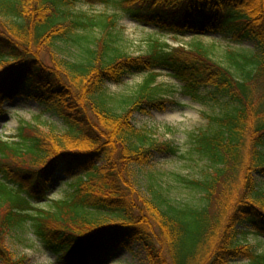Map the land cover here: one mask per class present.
Masks as SVG:
<instances>
[{
    "label": "trees",
    "instance_id": "trees-1",
    "mask_svg": "<svg viewBox=\"0 0 264 264\" xmlns=\"http://www.w3.org/2000/svg\"><path fill=\"white\" fill-rule=\"evenodd\" d=\"M82 1L177 38L220 35L256 51L220 56L200 41L178 49L152 41L149 53L131 57L110 42L117 15L73 13ZM95 29L101 37L93 41ZM68 43L87 58L58 59L55 51ZM162 71L196 102L220 96L233 105L207 117L210 129L194 136L208 166L187 182L200 192L197 206L149 196L135 175L153 152L177 153L132 124L135 110L167 102L155 97ZM137 74L147 77L118 112L104 86ZM20 98L47 105L63 131L23 123L17 141L0 139V264H26L7 239L27 224L63 264H98L133 245L148 264H264L243 241L264 238V191L255 180L264 175V0H0V116ZM61 176L71 179V193L49 199Z\"/></svg>",
    "mask_w": 264,
    "mask_h": 264
},
{
    "label": "rangeland",
    "instance_id": "rangeland-1",
    "mask_svg": "<svg viewBox=\"0 0 264 264\" xmlns=\"http://www.w3.org/2000/svg\"><path fill=\"white\" fill-rule=\"evenodd\" d=\"M73 13L92 15H117V27L112 31L110 42L121 53L131 57H138L150 52L152 41L165 43L172 49L189 47L192 42L200 41L205 47H215L216 53L222 55L228 49L240 52H255V44L249 41L235 43L230 38L220 35L206 34L193 38L174 37L156 28L142 25L128 15L118 12L110 5H92L84 1L76 4ZM86 35L78 32V35ZM89 36L93 41L101 37L100 29H95ZM61 51L57 50L56 57L68 61H83L87 54L80 45L75 43L61 44ZM93 50L95 44H89ZM146 74L128 77L120 84L107 83L105 93L112 98V104L118 112L127 109V104L138 94L140 86L146 79ZM155 97L167 102L161 107L145 106L132 114V124L137 129L149 131L151 138L159 143H168L177 149L175 155L153 152L149 165L136 168L139 187L147 195L154 191L160 192L173 203L197 206L201 203L200 192L188 185V181L200 180L207 172L206 162L195 152L194 136L209 130L207 117L222 115L231 110L233 105L220 96L208 99L206 102H196L188 97L183 90V84L176 80L168 71H162L155 85ZM213 89H203V95H209ZM4 114L0 116V139L17 141L18 128L23 123L40 127L44 131L54 130L62 132L60 120L48 106L20 98L8 102L3 106ZM1 178V177H0ZM255 180L258 187L264 191V175L257 174ZM71 179L59 177L55 181L49 199L60 200L71 193ZM245 231V229L240 228ZM259 254H264V238L254 234L243 239ZM7 245L16 257L26 256V264H63L54 253L49 251L35 236L27 224L23 229L13 232L7 239ZM94 264V263H92ZM98 264H148L145 252L138 245L129 250L109 252Z\"/></svg>",
    "mask_w": 264,
    "mask_h": 264
}]
</instances>
